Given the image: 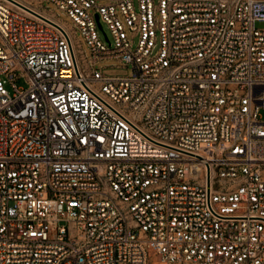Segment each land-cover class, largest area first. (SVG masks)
Instances as JSON below:
<instances>
[{
	"label": "built area",
	"instance_id": "1",
	"mask_svg": "<svg viewBox=\"0 0 264 264\" xmlns=\"http://www.w3.org/2000/svg\"><path fill=\"white\" fill-rule=\"evenodd\" d=\"M44 2L0 0V264H264V0Z\"/></svg>",
	"mask_w": 264,
	"mask_h": 264
},
{
	"label": "rangeland",
	"instance_id": "2",
	"mask_svg": "<svg viewBox=\"0 0 264 264\" xmlns=\"http://www.w3.org/2000/svg\"><path fill=\"white\" fill-rule=\"evenodd\" d=\"M19 1H21L22 3L28 5L29 7L33 8L35 10H38L42 13H46V14L50 15L53 19H56V20L60 19L62 22H65L66 24L71 23L70 19L65 14L55 10V6L51 2L42 3V0H19ZM133 2H134L133 3L134 7H136L137 6V0H133ZM52 11H54L55 14ZM255 26L258 29H263L264 23H256ZM66 27H69V26H66ZM96 30H97V34H98L99 39L104 44H106L108 46V41L106 40L105 35L109 38V40L111 42H112V37L110 35V32L108 30L107 25L105 23L101 22V28H99L97 26ZM73 39H74L75 46L77 48L78 55L80 56V54H81L86 59H90L89 47H88L86 41L84 40L82 34L80 33V31L74 32ZM132 42H133V47H135V45L137 43V38L135 37L132 40ZM81 64L83 66V63H81ZM94 68L98 69L105 76L126 77V76H130L132 74V68L130 65H127L124 63H119L115 59L101 60L95 64ZM17 75L18 76L15 80L16 86L20 87V88H26L27 84H26L25 76L22 75L21 72H19V71L17 72ZM259 117L261 120H264V110L259 111ZM148 264H161V263L158 261L156 256H154L153 254L150 253Z\"/></svg>",
	"mask_w": 264,
	"mask_h": 264
},
{
	"label": "bare ground",
	"instance_id": "3",
	"mask_svg": "<svg viewBox=\"0 0 264 264\" xmlns=\"http://www.w3.org/2000/svg\"><path fill=\"white\" fill-rule=\"evenodd\" d=\"M11 3H13L14 5L22 8L23 10L27 11L30 13V11L34 12V13H37L38 15H41L42 17H44L45 19H47L48 21H51L52 23H55V24H58V25H61L63 27H66L67 24L63 23V22H60L59 20H56V19H53L50 15L46 14V13H42L38 10H35L31 7H29L28 5L22 3L21 1L19 0H9ZM35 15V14H34Z\"/></svg>",
	"mask_w": 264,
	"mask_h": 264
},
{
	"label": "water",
	"instance_id": "4",
	"mask_svg": "<svg viewBox=\"0 0 264 264\" xmlns=\"http://www.w3.org/2000/svg\"><path fill=\"white\" fill-rule=\"evenodd\" d=\"M95 21H96L97 26H98L99 28H101V23H100V21H99L98 15H95ZM105 38H106V40L108 41L106 35H105Z\"/></svg>",
	"mask_w": 264,
	"mask_h": 264
}]
</instances>
